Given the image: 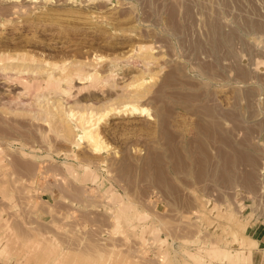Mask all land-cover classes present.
<instances>
[{"label":"rangeland","instance_id":"obj_1","mask_svg":"<svg viewBox=\"0 0 264 264\" xmlns=\"http://www.w3.org/2000/svg\"><path fill=\"white\" fill-rule=\"evenodd\" d=\"M34 1L0 0V264H247L264 0Z\"/></svg>","mask_w":264,"mask_h":264},{"label":"bare ground","instance_id":"obj_2","mask_svg":"<svg viewBox=\"0 0 264 264\" xmlns=\"http://www.w3.org/2000/svg\"><path fill=\"white\" fill-rule=\"evenodd\" d=\"M15 1H17V0H15ZM20 0H18V2H19ZM31 1H34V0H31ZM35 2V1H34ZM20 3V2H19ZM23 4V3H22ZM21 8H22V6L21 5H19ZM24 6V5H23ZM15 7V6H14ZM18 7V6H17ZM26 10V9H25ZM23 11V10H22ZM21 12V11H20ZM148 63V62H147ZM6 65V64H5ZM139 65V64H138ZM4 66V65H3ZM24 66V65H23ZM143 66H145L144 64H143ZM9 67V66H8ZM68 67V66H67ZM10 69H12L11 67H9ZM15 68V67H14ZM26 68V67H25ZM16 69V68H15ZM14 69V70H15ZM17 69H21V68H17ZM68 69V68H67ZM116 69V68H115ZM5 70V69H4ZM13 70V69H12ZM53 70H56V69H53ZM22 70H20V72H21ZM39 71V70H38ZM60 71V70H59ZM146 71V70H145ZM34 72V71H33ZM5 73V72H4ZM29 73H30V71H29ZM45 73V72H44ZM43 73V74H44ZM51 73V72H50ZM61 73V72H60ZM115 73V72H114ZM33 74H35V73H33ZM38 74H39V72H38ZM46 74V73H45ZM49 74V73H48ZM53 74V73H52ZM37 75V74H36ZM59 75V74H58ZM71 75H72V73H71ZM115 75V74H114ZM117 75V74H116ZM115 75V76H116ZM21 76V75H20ZM41 76V75H40ZM49 76V75H48ZM66 76H67V74H66ZM70 76V75H69ZM69 76H67V77H69ZM112 77V76H111ZM110 77V78H111ZM117 77V76H116ZM7 78V77H6ZM35 78H37V76L35 77ZM55 78V77H54ZM113 78V80L115 79L114 77H112ZM65 79H66V77H65ZM71 79V78H70ZM88 79H89V77H88ZM91 79V78H90ZM67 80V79H66ZM65 80V81H66ZM112 80V79H111ZM117 80V79H116ZM115 81V80H114ZM110 82V81H109ZM65 83V82H64ZM10 91V90H9ZM143 92V91H142ZM138 93V95H139V92H137ZM38 95H39V93H38ZM43 95V94H42ZM131 95H134V93L133 94H131ZM130 95V96H131ZM137 95V94H136ZM142 95V94H141ZM140 95V96H141ZM132 97V96H131ZM40 99V95L39 96H37V99ZM41 98H42V96H41ZM137 98V97H136ZM38 99V100H39ZM113 99V98H112ZM62 100V99H61ZM116 100V99H115ZM120 100V99H119ZM118 100V101H119ZM136 101H137V99H136ZM136 101H135V103H136ZM25 102V101H24ZM73 102V101H72ZM134 102V101H133ZM133 102H126V105L124 104V107L126 108H124L122 105V107H123V109H125V110H123L122 109V112L124 113V114H126V113H128L129 114V116H130V114L131 115H136V116H139V115H141V116H150L149 115V112H150V110H149V108H147V107H141V106H139L138 104H133ZM26 103V102H25ZM29 103V102H28ZM27 103V104H28ZM62 103V102H61ZM106 103V102H105ZM132 103V104H131ZM138 103V102H137ZM20 104H22V103H20ZM79 104V103H78ZM111 104V103H110ZM63 105V104H62ZM76 106V105H75ZM69 107V109L68 110H66L65 111V114H66V116H67V118H70V119H74L76 122L74 123V125H73V123L71 124V127H68L69 128V130L71 131V133H73V131H76V135H78L79 137H81V138H83V139H85L92 147H93V150L95 149V150H99V149H103V145H102V142H104V141H102V138H101V135H100V131H99V126H100V123H101V121H105L104 119L105 118H107V116H109L108 114L112 111L111 110V108H109V109H104V110H102L101 112H96V110H94V109H92L91 111H80L78 108H76V107H71V106H68ZM112 107V106H111ZM64 108V107H63ZM58 109H59V106H58ZM78 109V110H77ZM112 109H115V108H112ZM117 109V108H116ZM116 109H115V111H116ZM52 110H53V108H52ZM51 111V110H50ZM49 111V113H51ZM119 111H121V110H119ZM125 111H126V113H125ZM117 113H119L118 112V109H117ZM52 114V113H51ZM50 114V115H51ZM57 114V113H56ZM121 114V113H120ZM123 115V114H122ZM127 117V116H126ZM67 125V124H66ZM66 130V129H65ZM69 131V132H70ZM74 134V135H75ZM91 147V148H92ZM118 217V216H117ZM122 217V216H121ZM118 219H119V217H118ZM120 220V219H119ZM256 244V242H254L253 240H249V246L247 247V248H245V249H243L244 250V255H245V257H247V259L248 258H250L249 256L251 255V252H252V250L253 249H251L250 247L252 246V244L253 245H255ZM213 250H216V249H213ZM224 254H227L226 252L224 253V251L223 250H217L216 251V255L217 256H219V257H222V256H224ZM227 258H229V257H227ZM251 259V258H250ZM228 260V259H227ZM236 260V259H235Z\"/></svg>","mask_w":264,"mask_h":264},{"label":"crops","instance_id":"obj_3","mask_svg":"<svg viewBox=\"0 0 264 264\" xmlns=\"http://www.w3.org/2000/svg\"><path fill=\"white\" fill-rule=\"evenodd\" d=\"M238 199V205L244 208L243 214L247 218L246 237L256 242L247 264H264V195H260V200L256 197L251 200L248 196Z\"/></svg>","mask_w":264,"mask_h":264}]
</instances>
